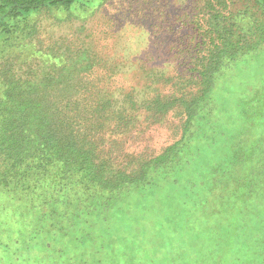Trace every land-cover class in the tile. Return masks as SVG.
I'll return each mask as SVG.
<instances>
[{
    "label": "trees",
    "instance_id": "1",
    "mask_svg": "<svg viewBox=\"0 0 264 264\" xmlns=\"http://www.w3.org/2000/svg\"><path fill=\"white\" fill-rule=\"evenodd\" d=\"M79 1L0 0V43L37 13L70 10ZM229 6L225 0L205 6L204 51L194 55L191 76L197 88L153 98L134 87L126 91L112 79L131 70L108 60L101 83L91 82L96 57L88 52L49 80L13 74L1 86L0 198L20 208L17 230L0 243L5 254L26 248L31 258L47 254L49 264H89L91 256L118 254L112 219L135 196L168 186L188 184L194 207L217 212L245 201L255 186L258 195L264 187V83L252 88L246 82L237 96L236 79L264 51V0H254L258 18ZM132 104L147 115L180 113V140L150 161L114 151L115 135H124L134 120Z\"/></svg>",
    "mask_w": 264,
    "mask_h": 264
},
{
    "label": "rangeland",
    "instance_id": "2",
    "mask_svg": "<svg viewBox=\"0 0 264 264\" xmlns=\"http://www.w3.org/2000/svg\"><path fill=\"white\" fill-rule=\"evenodd\" d=\"M209 1L81 0L70 10H43L0 43V88L13 74L35 82L49 80L59 67L85 58V52L96 57L91 82L101 83L108 60L111 66L123 64L131 70L112 79L126 91L134 87L153 98L197 88L191 79L193 58L204 51L202 31L208 24ZM225 1L233 12L249 10L248 16L260 17L254 0ZM151 70L163 76H150ZM236 81L237 96L246 82L252 88L264 83V51L238 70ZM131 107V126L124 135H115L113 150L121 156L150 161L182 137L185 117L180 113L154 116L137 111L139 104ZM258 189L255 186L252 196L219 212L194 207L188 184L135 196L112 219L111 243L119 253L91 256L89 264H264V187L257 195ZM239 192L243 195L242 189ZM19 209L2 195L0 243L11 240L17 230L13 221ZM25 251L8 255L0 245V264H49L47 254L31 258Z\"/></svg>",
    "mask_w": 264,
    "mask_h": 264
}]
</instances>
